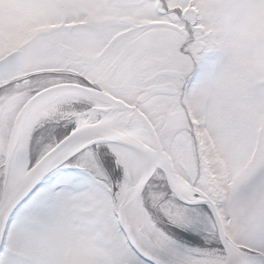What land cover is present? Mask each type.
<instances>
[{
  "label": "snow or ice",
  "instance_id": "snow-or-ice-1",
  "mask_svg": "<svg viewBox=\"0 0 264 264\" xmlns=\"http://www.w3.org/2000/svg\"><path fill=\"white\" fill-rule=\"evenodd\" d=\"M0 264H264V0H0Z\"/></svg>",
  "mask_w": 264,
  "mask_h": 264
}]
</instances>
